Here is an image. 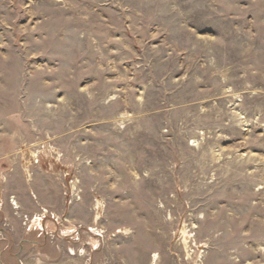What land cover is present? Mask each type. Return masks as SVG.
<instances>
[{
	"label": "rangeland",
	"instance_id": "obj_1",
	"mask_svg": "<svg viewBox=\"0 0 264 264\" xmlns=\"http://www.w3.org/2000/svg\"><path fill=\"white\" fill-rule=\"evenodd\" d=\"M0 264H264V0H0Z\"/></svg>",
	"mask_w": 264,
	"mask_h": 264
}]
</instances>
